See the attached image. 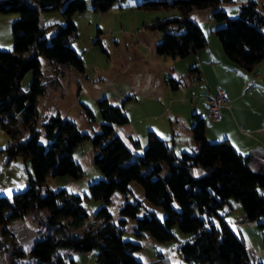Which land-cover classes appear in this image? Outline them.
Returning a JSON list of instances; mask_svg holds the SVG:
<instances>
[{
	"label": "trees",
	"instance_id": "obj_1",
	"mask_svg": "<svg viewBox=\"0 0 264 264\" xmlns=\"http://www.w3.org/2000/svg\"><path fill=\"white\" fill-rule=\"evenodd\" d=\"M115 2L92 0L91 3L95 12L103 13ZM230 4L236 3L143 0L138 8L173 9L179 13V17L158 21L150 28L163 34L155 48L157 55L180 59L207 46L202 30L190 17L194 11L211 10L213 18L225 24L214 34L226 57L252 71L264 60V5L255 1L239 4L238 15L230 18L225 11L218 10ZM63 7L66 25L48 36L49 29L40 25L41 15ZM85 8L84 0H0V14L18 15L12 24L13 50L0 51V127L12 140L7 149L9 157L28 159L33 172L23 193L11 200L0 197V227L30 215L35 220L42 212H46L49 223V232L40 233L30 250L32 262L25 264H74V253L94 251L98 264H144L133 256L141 247L122 238L129 219L136 221L133 234L139 239L148 236L158 243L177 241L172 232L174 227L190 235L187 241H177L178 253L186 264H262L251 257L243 238L217 212L235 200L243 208L245 222L264 217V197L257 190L264 189V159L259 154L243 156L228 141L210 144L202 118L191 128L197 149L181 155L150 132L147 148L132 160V151L115 134L116 127L128 124V118L121 107H114L107 100L98 103L103 122L92 138L55 114L43 124L46 145L40 143L35 124L39 98L46 92L40 59L48 60L55 70L68 66L81 74L84 72L83 61L71 43L77 35L72 18ZM30 71H33L32 83L29 92L24 93L21 81ZM171 82L177 88L178 82ZM87 113L92 119L91 113ZM17 116L23 119L21 129L17 127ZM87 140H91L95 149L94 165L104 176L89 186L90 198L104 203L95 215L94 224H89L81 196L66 191L42 195V186L49 175L82 177L83 169L73 159V153ZM129 141L135 150L140 148L134 137L129 136ZM194 171L201 174L196 177ZM133 182L143 188L151 205L164 209L163 221L151 210H144V215L138 218L142 203L127 201L120 209L118 225L111 224L108 206L112 197L130 193ZM100 220H103L102 226ZM83 229L86 231L82 234L73 235ZM13 250L16 261L25 259L24 250Z\"/></svg>",
	"mask_w": 264,
	"mask_h": 264
},
{
	"label": "rangeland",
	"instance_id": "obj_2",
	"mask_svg": "<svg viewBox=\"0 0 264 264\" xmlns=\"http://www.w3.org/2000/svg\"><path fill=\"white\" fill-rule=\"evenodd\" d=\"M84 1L85 10L76 13L72 18L77 28V35L71 43L72 49L83 61L84 72L81 74L68 66H60L55 70L48 60L40 59L46 92L38 101V118L35 126L40 133L39 141L46 145L43 124L55 114H60L63 119L74 123L81 133L92 138L99 132L103 122L98 103L107 100L112 106L121 107L128 118V124L116 127L115 134L132 151L134 155L132 160H134L147 148L150 132L161 140L162 110L172 101L179 100L183 117L189 118L190 104L201 97L203 95L201 93L206 92V88L202 86L201 90H198L194 76L177 79L179 89L175 92L168 91V88L161 83L165 79L167 86H170V79L173 76L168 74L171 71L170 66L165 71L162 68L164 62L161 60L167 57L157 55L155 50L156 45L162 41L163 34L152 30L150 26L158 21L179 17L176 10L146 11L138 8L143 0H116L109 11L100 13L93 10L92 0ZM254 1L264 5V0ZM63 10L64 7L60 11L41 15L40 25L49 29L48 36L53 35L58 27L66 25L62 15ZM218 10L225 11L230 18L238 15V9H232L228 5ZM234 10L236 11L233 13ZM17 18V14H0V51L13 50L12 24ZM190 19L200 27L207 41L213 33L212 38L220 44L214 31L224 27L225 24L217 22L211 10L197 11ZM32 79L33 71L23 77L21 90L24 93L29 92ZM87 112L91 113L92 119ZM16 118L17 127L21 129L23 119L18 116ZM163 120L167 121V119ZM22 134L25 135L24 132ZM129 136L139 141V149L135 150L132 147ZM214 143L217 142H210V144ZM11 144L12 140L0 127V197L9 200L14 195L23 193L33 177L31 162L28 159L21 156L9 157L7 149ZM186 152L192 151L186 150ZM181 153V150L176 152L177 155ZM94 154L95 149L91 140L84 141L73 153V159L83 169L82 177L73 179L68 176L49 175L42 186V195L47 192L66 191L68 194L81 196L89 215V224L95 223L96 213L104 206L103 201L92 200L89 194V186L104 179L103 174L94 165ZM200 174L201 171H194L196 177ZM257 190L264 197V189ZM127 201L142 203L143 210L138 218L144 215V210L154 211L160 221L166 217L164 209L151 205L145 198L143 188L137 182H133L130 184V193L115 194L111 199L108 210L112 217V225H118L121 219L120 209ZM217 214L224 217L233 232L243 238L251 257L256 262L264 264V217L245 222L243 208L235 200H230V204L224 206ZM99 223L102 226L103 220ZM48 226L47 214L42 212L35 220L34 216L30 215L23 220L13 221L6 227H0V264L32 262L29 256L31 247L40 238V233L49 232ZM135 226V220H127L122 238L141 247L133 253L137 261L144 264H186L178 253L177 241H187L190 235L183 234L178 227H174L172 232L177 241L158 243L148 236L143 239L137 238L133 234ZM85 231L86 229L71 232L73 235H79ZM14 248L24 250L25 259L16 261L13 258ZM91 255L92 260L89 262L84 254H74L72 258L76 264H87V262L98 264L96 251Z\"/></svg>",
	"mask_w": 264,
	"mask_h": 264
},
{
	"label": "crops",
	"instance_id": "obj_3",
	"mask_svg": "<svg viewBox=\"0 0 264 264\" xmlns=\"http://www.w3.org/2000/svg\"><path fill=\"white\" fill-rule=\"evenodd\" d=\"M250 1L254 0H242L241 4ZM255 2L260 4L258 1ZM238 5L228 6L238 9ZM212 37L213 33L208 37L205 48L184 60L173 57L161 60L164 62L162 67L164 71L169 66L171 68L168 72L173 76L171 81L177 82V79L194 76L198 90L202 86L206 88V92L201 93L203 95L190 104L191 117L186 119L183 117L181 101L175 99L162 110L161 139L170 144L175 153L177 150H181L182 153L186 150L195 151L197 145L191 128L198 118H202L205 122V137L209 143L228 141L243 156L257 154L256 149L264 151V60L252 71H247L229 60L221 45ZM161 83L168 91L175 92L179 89V85L175 89L172 85L167 86L165 79ZM216 87L224 90L228 102L222 108L221 121L213 123L208 118V100L214 95ZM163 119L167 121L164 122ZM260 158L264 159L261 156ZM74 254H84L88 262L92 260V253Z\"/></svg>",
	"mask_w": 264,
	"mask_h": 264
},
{
	"label": "built area",
	"instance_id": "obj_4",
	"mask_svg": "<svg viewBox=\"0 0 264 264\" xmlns=\"http://www.w3.org/2000/svg\"><path fill=\"white\" fill-rule=\"evenodd\" d=\"M223 1H227V0H223ZM228 1H232L237 4L242 2V0H228ZM208 101H209V107H208L209 120L213 123L220 122L222 118V108L228 102L224 90L221 87H216L214 95L210 97ZM263 129H264V124H263Z\"/></svg>",
	"mask_w": 264,
	"mask_h": 264
},
{
	"label": "water",
	"instance_id": "obj_5",
	"mask_svg": "<svg viewBox=\"0 0 264 264\" xmlns=\"http://www.w3.org/2000/svg\"><path fill=\"white\" fill-rule=\"evenodd\" d=\"M255 153L259 154L261 157H264V151L261 149H256Z\"/></svg>",
	"mask_w": 264,
	"mask_h": 264
}]
</instances>
